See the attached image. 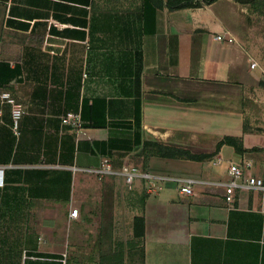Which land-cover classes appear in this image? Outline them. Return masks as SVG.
Masks as SVG:
<instances>
[{
  "label": "crops",
  "instance_id": "1",
  "mask_svg": "<svg viewBox=\"0 0 264 264\" xmlns=\"http://www.w3.org/2000/svg\"><path fill=\"white\" fill-rule=\"evenodd\" d=\"M256 18L264 0H0V92L13 100L0 103V264L65 248L82 264L72 257L85 245L113 257L124 238L140 264H264V194L229 203L223 185L230 163L264 176ZM224 34L234 41L214 39ZM69 112L80 127L61 125ZM224 137L245 151L216 152ZM151 141L209 157H161L144 150ZM103 158L165 179L149 192L143 179H99L88 169Z\"/></svg>",
  "mask_w": 264,
  "mask_h": 264
},
{
  "label": "built area",
  "instance_id": "2",
  "mask_svg": "<svg viewBox=\"0 0 264 264\" xmlns=\"http://www.w3.org/2000/svg\"><path fill=\"white\" fill-rule=\"evenodd\" d=\"M215 40H225L227 42L234 41L233 37L228 34L217 35ZM257 66L256 62H252L250 67ZM0 103L13 104V100L6 91L0 92ZM20 110L16 107L12 109V115L14 118V125L16 127V120L20 116ZM61 125H72L74 127H80V118L78 114L65 113L60 117ZM89 172L95 174L99 179L106 176H120L124 179L125 183L130 186L135 179H143L146 182L148 192L155 190L156 184L161 183L165 178L158 177L149 172H145L133 165H123L119 169H114L108 158H103L99 165L95 168L88 169ZM2 170L0 169V175ZM228 179L223 183L225 187V199L227 202H232L234 195L242 190L258 191L264 194V176H252L244 175L241 167L238 164L230 163L227 169ZM180 192L186 195L191 194V179L180 180ZM2 178H0V185H2ZM78 214L77 209H72L69 213L70 217H76ZM68 250L65 248L61 253L57 255H38L33 252L24 251L22 254V264H67Z\"/></svg>",
  "mask_w": 264,
  "mask_h": 264
},
{
  "label": "trees",
  "instance_id": "3",
  "mask_svg": "<svg viewBox=\"0 0 264 264\" xmlns=\"http://www.w3.org/2000/svg\"><path fill=\"white\" fill-rule=\"evenodd\" d=\"M159 4H162L163 0H156ZM214 0H202L200 3L197 0H165L166 6L170 9H182V8H194L200 7L203 4H209ZM240 3L244 4H253L256 0H236ZM222 144H228L234 147L237 152L245 151L241 146V140L239 138L234 137H224L221 141L217 143L216 152L219 150ZM148 153H154L161 157L167 158H186L190 160H203L208 158L209 155L201 154H193L188 150L178 149L174 147H168L162 145L156 141L146 142L144 143V150ZM133 234L135 237H141L144 234V222L142 217H134L133 220Z\"/></svg>",
  "mask_w": 264,
  "mask_h": 264
},
{
  "label": "rangeland",
  "instance_id": "4",
  "mask_svg": "<svg viewBox=\"0 0 264 264\" xmlns=\"http://www.w3.org/2000/svg\"><path fill=\"white\" fill-rule=\"evenodd\" d=\"M259 20L258 26H263L264 21L261 23V18H256V21ZM258 22V21H257ZM257 37L254 40L255 46H256V52L257 56L262 62L264 66V31L257 32ZM262 82L264 83V75ZM262 86H264L262 84ZM262 108L264 109V96L262 97ZM263 114V112H262ZM261 113L259 112L258 118H261ZM126 236V235H124ZM124 238V237H123ZM126 239V240H125ZM122 242L116 243V245L113 247V257L107 256V255H101V256H89L87 252L86 245L84 246L85 251L82 252V254H77L72 257V259H76V263L79 261L82 264H93V262H96L97 264H140V247H136V245L133 243V240H127V238H124V240H121ZM121 243V244H120ZM71 260V251L68 248V261L67 264H69V261Z\"/></svg>",
  "mask_w": 264,
  "mask_h": 264
}]
</instances>
